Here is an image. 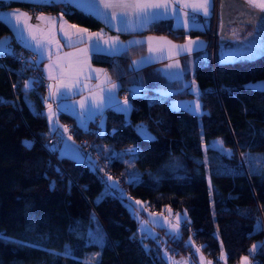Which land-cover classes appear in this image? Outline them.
I'll use <instances>...</instances> for the list:
<instances>
[{"label":"trees","instance_id":"1","mask_svg":"<svg viewBox=\"0 0 264 264\" xmlns=\"http://www.w3.org/2000/svg\"><path fill=\"white\" fill-rule=\"evenodd\" d=\"M31 3L0 0L2 6L27 9ZM41 4L44 10L61 8L67 19L90 28L103 23L71 3ZM168 27L154 23L147 30ZM9 32L0 18V35ZM189 33L201 34L208 46V58L193 72L200 112L172 106V96L193 95L190 84L155 73L152 64L130 66L133 49L91 56L118 80L120 93L133 81L145 89L131 94L127 114L107 107L102 124L96 118L86 126L73 124L71 137L80 149L91 141L99 158L125 175L123 193L106 184L107 174L92 157L77 160L46 148L48 135L59 136L42 109L46 84L18 69L11 49L28 47L0 50V264H168L163 248L195 260L189 228L215 261L223 250L225 260L235 263L257 241L253 256L264 264V87L246 84L264 78V52L231 60L213 56L219 39L213 43L212 19L209 27ZM171 34L181 38L178 29ZM220 84L231 90L221 91ZM161 86L170 90L160 91ZM58 116L72 121L67 112ZM140 121L152 135L139 132ZM253 156L262 158L255 164ZM128 195L151 209L167 205L185 211L180 232L162 225L156 234L141 230L126 203ZM88 251L97 256L84 258Z\"/></svg>","mask_w":264,"mask_h":264},{"label":"crops","instance_id":"2","mask_svg":"<svg viewBox=\"0 0 264 264\" xmlns=\"http://www.w3.org/2000/svg\"><path fill=\"white\" fill-rule=\"evenodd\" d=\"M23 1H28L30 3L57 1L60 3V5L61 3H71L81 7L86 11H88L90 4L98 3V0ZM244 1L247 6L258 9V7L251 6L248 1ZM216 4L218 5L219 9L220 0H210L207 15L204 14L202 9L193 11L191 8H189L184 9V11L181 12L179 10L180 5L175 4V12L169 10L167 13H162L157 19L147 24V26L131 31H118L116 27L111 26L106 19L101 17L99 18L103 21V23L97 28H90L83 24L67 19L61 8L52 11L42 10L38 12L29 10L24 5H0V18L5 20L10 27L9 33L0 35V50L7 51L12 45L18 44L22 45L23 47L33 49L37 52L38 59L41 61L43 75L48 80L42 98V109L46 114L49 128L51 130H56V133L60 137L57 151L58 153L65 154L79 160L81 159L80 147L77 143L75 144L70 140L72 137L68 134L67 124L71 123L86 126L93 118H96L97 122L101 123L103 120V113L107 107H113L119 110L120 108L125 107V99H127L122 98L121 96L118 80L111 76L109 70L105 66L95 63L92 60V54H115L128 51L130 48L134 51V55L131 56L129 61L130 66L139 67L142 65L152 64L151 67L155 73L164 75L168 79L175 80L177 81L176 83H188L192 85L194 82L196 83L193 77L195 65L208 58V46L207 40L201 34H190L189 29L193 27L199 29L209 27L211 19L213 26V16L215 13ZM108 11L111 12L113 9H109ZM16 12L25 15H22L19 20H17L16 17L10 15ZM184 12H187L188 15L185 16ZM41 16L54 19L51 21L48 19L38 20L37 17ZM115 23L116 22L113 21V24ZM154 23L168 25V28L171 30L167 29V31L158 32L147 30ZM61 25H63L64 31L69 33L68 36H65L64 32L60 30ZM70 26L75 27L72 28ZM236 28L242 29L244 31L245 27L234 25L228 27V30L234 36H238L239 38V32L236 31ZM77 29L86 30V32L83 33L82 42H77L80 40L79 36L72 35V33ZM177 29L181 33V38H175L174 35L171 34V32ZM30 32L38 36L49 38L54 35V41L58 42L60 45L59 49H57L56 43L53 42L51 45H47L44 49L43 55H40L35 47L34 42L30 38ZM98 33H102V37H96L94 35ZM90 36L93 37L91 40L89 39ZM149 37L152 38L150 43L148 40ZM109 38L118 39L121 48L119 52H114L111 48V45L105 42L109 40ZM221 41L224 40H219V42ZM150 44L154 49L152 53H149ZM82 49L87 50L86 53L81 52ZM212 51L213 56L214 53H216L217 56L222 59L220 55L222 50L216 51V48L213 45ZM67 53L76 54L70 58L73 66V76L71 79L68 77V68L64 65L63 60L61 61L60 68L53 67L51 72H49V65L56 64L57 56L59 55L60 57H64ZM134 61H137L138 63L134 64ZM170 65H172V67H170ZM62 69L64 73L63 76L61 75ZM76 72H79V75H76ZM50 75L52 78H49ZM134 82L137 83V86L134 87V90L129 88L128 84L130 94L145 92V89L142 87L143 85L140 82ZM65 83L72 84L71 90L62 87V84ZM112 85H116V87L112 89ZM158 88L163 92L170 90L169 87L164 86ZM110 89L112 90L109 91ZM219 89L223 92H228L231 90V87L220 84ZM94 96L103 98V104L98 109L92 106V97ZM172 97L177 99V97L182 96ZM171 98L170 104L172 106L186 107L196 112H200L202 109L201 102L200 104H197L198 109H193L187 105L190 102H179L180 99H177L176 102L173 103L171 102ZM82 100L85 101V108H81L80 101ZM129 107L130 103L127 100V110L123 111L125 114L128 113ZM61 111L70 114L72 116V121H62L58 116V113ZM65 129H67V131H65ZM156 226L157 225L154 227ZM187 241L194 246L195 252L197 253L196 257L193 258H198V252L196 251L197 248L203 253L205 259L209 258L207 253L201 249L200 244L193 239L191 234L190 240L187 238ZM218 262L219 258L215 263Z\"/></svg>","mask_w":264,"mask_h":264},{"label":"rangeland","instance_id":"3","mask_svg":"<svg viewBox=\"0 0 264 264\" xmlns=\"http://www.w3.org/2000/svg\"><path fill=\"white\" fill-rule=\"evenodd\" d=\"M246 1H248V3H249V0H246ZM257 10H259V12H261V14L256 15L253 18V20L251 19L252 20L251 22H250V20H248L245 23V30L244 31L242 29L236 28V31L239 32V38H238V36L233 35V37L231 39H226L224 41H221L215 47L216 51L222 50V53H220L222 59L231 60V59H235L238 57L253 56V55H256L258 53L264 52V10H262L260 8H258ZM26 82H27V84L30 83V79H27ZM136 84L137 83L134 81L130 82L129 88L134 90V87L137 86ZM246 84L253 86V87L262 88V87H264V78H257V79L249 80L246 82ZM190 89L193 92L192 96L177 97V99H180L179 102H186V103L190 102L189 104H187L189 107H191L193 109H198L197 104L198 103L200 104V100L198 97V90H197L198 85H197V83L194 82V84L190 85ZM137 90H139V89H137ZM139 91H141V90H139ZM122 98H124V97L122 96ZM177 99H174V97H172L171 102L174 103V102H176ZM127 100L130 103V99L127 98ZM192 103H194V104H192ZM137 129L143 135H147V136L152 135L151 131L147 128L145 123L142 121L137 123ZM57 137H58V142L56 144L58 146L59 142H60V137L59 136H57ZM70 140L76 144V142L74 141L73 138ZM210 143L221 144L218 140H211ZM57 146H56V148H57ZM223 147H221V148L223 149ZM80 157H81V160H89L90 157L93 158V161L96 160L94 155L84 156L82 154L81 149H80ZM261 158H262L261 156H253L252 159H253V162L255 164H257L258 160H261ZM240 160L245 166H247L248 159L245 156L241 155ZM100 166H102V165H100ZM109 177H111V179H109ZM104 181L106 182V184L110 188H115V189L118 188L119 192L123 193V188L120 186V182L118 181V179L116 177H113L111 175H106L104 177ZM76 190H77V187L73 185L71 187V192H72V195L75 197L77 196ZM137 201H139L141 203L137 204L136 203ZM126 203L129 206V208L133 211V213L137 215L139 228L146 230V232L150 233V234H156L157 233L158 229L156 227H154L155 225H163L166 230H168L174 234H178L180 232V227H179V232L176 233V232H173L171 230L170 226L176 224L177 214H179L180 224L182 222V219L186 216L185 211L174 210L167 205L162 206L161 209H159V210L151 209L150 207H148L146 205L145 200H143L139 197H134V196H130V195L127 196ZM130 205H131V207H130ZM169 210H170L171 215L169 213ZM187 238H188V240H190V233L187 236ZM257 245H258V242L254 241L253 244L249 248V252L241 254L235 263H229L225 260V255H224L223 250L218 255V258H219L218 263H215L217 260L215 261L213 258L211 259L210 257L205 259L203 256V253L200 251L198 252V258L196 260L191 259L190 257H188V255H173V254L169 253V251L166 248L162 249V253L165 256V258L167 259L168 264H173V262H184V264H201V256L204 258L205 264H207V262H210V264H243V258L244 257H247V264H257L255 261V258L253 256V253H254ZM253 246H256V247L253 248ZM96 256H97V251H88L84 254V258H88V259H94Z\"/></svg>","mask_w":264,"mask_h":264},{"label":"snow or ice","instance_id":"4","mask_svg":"<svg viewBox=\"0 0 264 264\" xmlns=\"http://www.w3.org/2000/svg\"><path fill=\"white\" fill-rule=\"evenodd\" d=\"M210 0H98V3L90 4L88 7V11L96 15L97 17L104 18L108 21V23L111 26H114L117 28V30H124V31H131L136 30L137 28H142L147 26L150 22L157 19L162 13H167L169 10H172L173 12L176 11L175 4H179L180 8L179 10L181 12L184 11V9L191 8L193 11L197 10H203L204 14H208V7H209ZM249 3L253 7H258L262 10H264V0H249ZM109 9H113V11L109 12ZM11 16L16 17L17 20L22 15L19 12L10 14ZM184 15L187 16L188 13L184 12ZM38 20H53L54 18H45L43 16L37 17ZM113 21L116 23L113 24ZM74 28L75 26H70ZM62 32H64L65 36H68L69 33L64 31L63 25H61ZM86 32L84 29H77L75 32L72 33V35H76L80 37V40L77 42L83 41V33ZM31 40L34 42L35 47L40 55H43L44 49L47 45H51L54 41V35L49 37L44 36H38L33 33H29ZM96 37H102V33L94 34ZM93 37H89L91 40ZM149 43L151 42L152 38H148ZM106 43H109L111 45V48L114 52H119L121 50L120 44L118 39L116 38H109V40L105 41ZM56 43L57 49H59L60 45L58 42ZM133 43H139V42H133ZM87 50L82 49L81 52L86 53ZM154 49L151 47V44L149 46V53H152ZM74 53H67L64 57L57 56V61L55 65H49V72H51L53 67L60 68L61 67V61H64V65L68 68V77L69 79L73 76L72 71V63H71V57L75 56ZM50 58V57H49ZM138 63L137 61L133 62ZM178 66V65H175ZM172 67V65H170ZM63 69L61 71V75L63 76ZM76 75H79V72L75 73ZM49 78H52L51 75ZM25 87H28L26 84ZM62 87L67 88L71 90L72 84L71 83H65L62 84ZM116 85H112V89H114ZM110 89L109 91H111ZM93 101V107L100 108L103 104V98L101 97H92ZM81 108H85V101H80ZM198 107V106H197ZM119 110L126 111L127 110V99H125V107L120 108ZM67 131V129H65ZM111 179V177H109ZM137 204H140L141 202L137 201ZM131 207V205H130ZM170 213V210H169ZM171 215V213H170ZM171 230L173 232L178 233L179 227H180V218L179 214H177V222L174 225H171ZM256 246H253L255 248ZM197 252H199V249H196ZM173 264H184V262H173ZM201 264H205L204 258L201 256ZM207 264H210V262H207ZM243 264H247V257L243 258Z\"/></svg>","mask_w":264,"mask_h":264},{"label":"built area","instance_id":"5","mask_svg":"<svg viewBox=\"0 0 264 264\" xmlns=\"http://www.w3.org/2000/svg\"><path fill=\"white\" fill-rule=\"evenodd\" d=\"M218 4V3H217ZM216 4V9H215V13L213 16V43H215L216 41V34L218 32V27H219V9H218V5ZM30 9L32 11H42L44 10V7L41 3H31L30 4ZM174 33V31H173ZM11 53L19 60L20 64H19V71L23 72V73H27L30 76L34 77L37 81H41L45 84L48 83V80L45 78V76L43 75V71H42V67L41 64L39 63V59L37 56V52L33 49L29 50H24L22 48H17V47H13L11 49ZM15 84H13L14 86ZM121 95L124 98H129L131 96L130 94V90L129 88L125 87L122 89L121 91ZM67 129H68V134L71 135L72 132L74 131V126L71 123L67 124ZM44 145L46 146V148L49 151H52L56 148L57 146V142H58V137L56 135H48L45 139H44ZM82 154L84 156L87 155H94L95 156V164L96 165H102V169L104 170V172L107 175H111L113 177H116L118 179V181L120 182V184L123 186V184L121 183L123 181V179L125 178V175L121 172H117L114 169H111L108 165V162L103 161L99 158L97 152L95 150H93L92 148V144L89 141H86V143L83 145L82 149ZM189 232L192 235L194 230L193 228H189ZM255 261L256 263L260 262V258L259 257H255Z\"/></svg>","mask_w":264,"mask_h":264},{"label":"water","instance_id":"6","mask_svg":"<svg viewBox=\"0 0 264 264\" xmlns=\"http://www.w3.org/2000/svg\"><path fill=\"white\" fill-rule=\"evenodd\" d=\"M238 2L240 5L239 6H233L232 4H227V0H220V6H219V17L221 19V26L218 32V35H221L222 32H224V37H222L221 39L226 40V39H231L233 37V34L228 30V25L227 23H225L224 21L222 22V20H224V17L226 16V14L229 11H247L249 13V15L243 14L244 15V19H246L247 16H249L250 20L255 17V15H259L261 14V12H259V10L251 8L249 6H247L245 4L244 0H233ZM246 9V10H245ZM251 20V21H252ZM220 39V40H221Z\"/></svg>","mask_w":264,"mask_h":264},{"label":"flooded vegetation","instance_id":"7","mask_svg":"<svg viewBox=\"0 0 264 264\" xmlns=\"http://www.w3.org/2000/svg\"><path fill=\"white\" fill-rule=\"evenodd\" d=\"M227 4H232L233 6H239L240 4L236 1H233V0H227ZM246 10V9H245ZM243 14H246V15H249V13L247 11H242V10H239V11H229L226 16L224 17V20H222V22L224 21L225 23H227L228 27H230L231 25H234V26H240V27H245V23L250 20L249 16L246 17V19H244V15ZM256 16V15H255ZM220 18V17H219ZM251 22V20H250ZM220 26H221V19H219V27H218V32H219V29H220ZM218 32L216 34V39L218 38H222L224 37V32H222L221 35H218ZM212 36H213V26H212Z\"/></svg>","mask_w":264,"mask_h":264},{"label":"clouds","instance_id":"8","mask_svg":"<svg viewBox=\"0 0 264 264\" xmlns=\"http://www.w3.org/2000/svg\"><path fill=\"white\" fill-rule=\"evenodd\" d=\"M220 19V18H219ZM217 40V39H216ZM219 40H220V38H219Z\"/></svg>","mask_w":264,"mask_h":264}]
</instances>
